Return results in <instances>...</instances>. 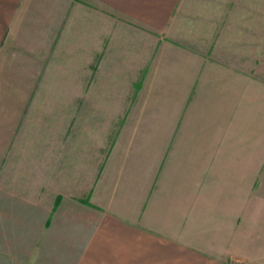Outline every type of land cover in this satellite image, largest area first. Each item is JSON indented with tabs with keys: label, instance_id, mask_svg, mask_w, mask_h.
<instances>
[{
	"label": "crops",
	"instance_id": "obj_1",
	"mask_svg": "<svg viewBox=\"0 0 264 264\" xmlns=\"http://www.w3.org/2000/svg\"><path fill=\"white\" fill-rule=\"evenodd\" d=\"M259 40L264 0H0V264L5 254L28 264H227L260 162L241 142L228 148L229 126L212 130L194 98L186 110L169 100L157 71L166 63L173 79L179 52L256 54ZM100 55L102 69L130 79L144 69L141 92L161 87L150 101H171L176 122L151 131L150 150L148 128L122 126L102 166L93 158L79 174V95L68 89L79 87V60Z\"/></svg>",
	"mask_w": 264,
	"mask_h": 264
},
{
	"label": "rangeland",
	"instance_id": "obj_2",
	"mask_svg": "<svg viewBox=\"0 0 264 264\" xmlns=\"http://www.w3.org/2000/svg\"><path fill=\"white\" fill-rule=\"evenodd\" d=\"M258 42L259 46L255 50L259 52L252 55L189 56L179 52V55L169 56L175 66L180 68L174 72L173 79L172 72L165 69L166 63L163 69L157 71L160 83L169 84L166 89L169 100L177 101L182 98L181 102L185 103L186 110V102L191 97L194 98L190 109L205 113L207 126L212 130L229 126L228 148L241 142L245 148V159L257 156L260 162L259 170L256 168L258 175L251 181L254 189L252 196L243 199L245 215L240 220L241 226L231 234L235 238L228 247L227 264H264V45L263 40ZM104 57L94 56L93 62L79 60V87L77 92L75 88L68 89V94L79 95V174H84L87 169L90 171V165H83V162L91 163L93 158H97V165L102 166L105 155L112 150L122 126L127 125L132 131L134 128H148L150 134L143 136V131L142 142L146 138L150 150L153 143V147L156 145V136L153 135L156 129L164 127L166 130L176 122L169 115L172 112L171 101H150L156 98V94H160L161 87L158 89L149 86L141 92L140 84L146 80L144 69L135 73V79H130V72L102 69L103 64L100 65L99 61ZM169 62L171 66V61ZM152 74L153 72L151 77H155ZM151 77L147 83H151ZM171 81L174 85L177 83L174 93H171ZM144 93H148V101L144 100ZM162 94L161 99L168 98L165 93ZM181 106V103H175V111H180ZM143 112L147 113V118ZM126 137L128 140L139 138V135L131 134ZM73 138L74 136L70 137L69 142H74ZM158 138L161 139V136ZM254 143L253 150H250ZM97 146L100 149L94 153L93 148ZM166 146L167 140L163 148ZM154 150L155 148L149 153L150 162L155 154ZM230 153L232 158L236 152L229 150ZM251 211L253 213L249 214ZM26 258L27 256L5 254L3 264H28L25 263Z\"/></svg>",
	"mask_w": 264,
	"mask_h": 264
}]
</instances>
